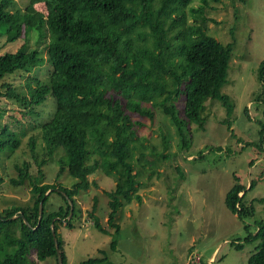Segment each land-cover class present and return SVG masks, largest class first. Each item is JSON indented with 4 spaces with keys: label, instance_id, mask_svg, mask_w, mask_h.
I'll return each instance as SVG.
<instances>
[{
    "label": "trees",
    "instance_id": "trees-1",
    "mask_svg": "<svg viewBox=\"0 0 264 264\" xmlns=\"http://www.w3.org/2000/svg\"><path fill=\"white\" fill-rule=\"evenodd\" d=\"M192 2L35 0L22 9L17 0H0V38L14 43L28 41L34 34L40 39L48 37L53 68L48 78H33L32 72L46 63L40 51L22 46L14 53L0 52V104L14 100L31 113L53 96L56 109L39 128L41 145L48 157L57 149L64 153L57 180L65 171L75 179L69 187L43 182L47 160L39 159L37 137L31 138L37 173L32 172L31 161L25 160L16 165L17 176L9 179L17 187L30 183L31 203L0 211V264H37L51 257L59 264L53 224L63 264H67L59 230L63 226L74 228V220L81 214L76 195L95 184L88 177L97 170L116 180L115 188L105 191L110 210L107 224L115 230L111 249L116 251L121 230L117 214L125 203L140 201V171H135L133 157L134 150L143 156L140 149L145 148L138 134L141 119L154 122L159 111L170 123V130L161 132L162 144L168 146L169 137L177 136L179 146L188 149L193 143L192 125L203 128L209 100L226 108L228 120L232 116L234 103L223 87L228 81L234 43L223 44L211 36L205 25L208 20L203 18L204 6L193 9ZM203 4L208 5L205 0ZM189 10L193 24L189 23ZM18 77L27 79L28 94L18 90L14 83ZM258 78L262 89L256 100L264 102V61ZM3 111L0 106V118ZM245 113L252 119L248 108ZM260 126L261 142L255 146L261 149L263 121ZM19 145L17 139L0 138V152H14ZM148 165L152 169L153 165ZM235 180L225 204L244 222L247 236L232 247L241 251L246 244L257 242L248 264H264V222L246 223L256 215V200L250 203L247 198L253 184L247 188ZM2 182L0 175V186ZM56 196L63 204L50 210V201ZM69 199L73 207L70 218ZM41 203L43 216L39 220ZM96 211L94 197L87 217L96 230L111 234L102 227ZM32 252L37 261L31 258ZM100 252L101 257H89L77 264L110 263L106 252Z\"/></svg>",
    "mask_w": 264,
    "mask_h": 264
},
{
    "label": "rangeland",
    "instance_id": "rangeland-1",
    "mask_svg": "<svg viewBox=\"0 0 264 264\" xmlns=\"http://www.w3.org/2000/svg\"><path fill=\"white\" fill-rule=\"evenodd\" d=\"M24 9L31 1L17 0ZM193 0L191 6H204L203 18L208 33L223 44L234 43L228 81L223 92L230 95L234 112L227 118V110L218 101H208L203 128L192 125L193 143L188 149L179 146L177 136L169 137V145L162 144L161 132L170 130L167 118L158 111L155 121L143 118L138 134L145 148L134 150V169L140 171L141 185L137 190L140 201L133 199L117 214L120 225L118 247L111 249L115 230L107 224L108 197L105 191L116 186L112 176L97 170L90 174V188L76 195L81 210L74 228L64 226L59 230L67 264H77L89 257H101L104 251L110 263L103 264H248V258L256 252L257 242L246 244L241 251L232 247L247 236L245 224L232 214L225 204L228 190L235 178L253 189L247 198L256 200V215L246 221L254 225L264 222V141L261 149L255 144L260 140V122H264V102L256 100L262 85L258 78L260 63L264 61V0ZM42 6V4H40ZM45 13L44 11H40ZM189 23L193 15L187 12ZM49 38L32 35L28 41L6 43L0 38V52L14 53L22 46L41 52L46 63L36 68L31 77L44 80L52 72L49 61ZM14 83L20 92L28 94L27 79L18 77ZM34 85V83H33ZM180 107L182 102H176ZM4 110L0 118V138L17 139L20 147L10 152H0V211L31 203V185L15 186L9 182L17 176L16 165L31 161L32 172L37 164L32 154L30 140L37 137L39 159L46 158L43 169L46 183H62L71 186L75 181L65 171L57 180L59 159L64 154L57 149L48 157L41 145L39 128L48 121L56 109V99L48 96L40 107L27 112L14 100L0 104ZM247 108L252 117L245 113ZM138 149V147H136ZM135 148V149H136ZM220 148V149H218ZM258 149L262 151L259 153ZM142 157L140 163L138 159ZM255 160V162H253ZM152 164L151 167L146 164ZM242 194V193H241ZM96 198V216L104 229L96 230L87 217ZM59 196L50 201V210L62 205ZM31 258L37 261L36 253ZM37 264H57L51 257Z\"/></svg>",
    "mask_w": 264,
    "mask_h": 264
},
{
    "label": "water",
    "instance_id": "water-1",
    "mask_svg": "<svg viewBox=\"0 0 264 264\" xmlns=\"http://www.w3.org/2000/svg\"><path fill=\"white\" fill-rule=\"evenodd\" d=\"M51 190H49L47 192L50 193ZM69 205H70V214H69V218L72 216V211H73V207H72V201L69 199L68 201ZM39 220L42 219V216H43V203L40 204V211H39ZM52 233H53V236H54V241L56 243V247H57V254H58V262L59 264H63V261H62V256H61V252L59 250V245H58V240H57V237H56V232H55V228H54V224L52 225Z\"/></svg>",
    "mask_w": 264,
    "mask_h": 264
}]
</instances>
